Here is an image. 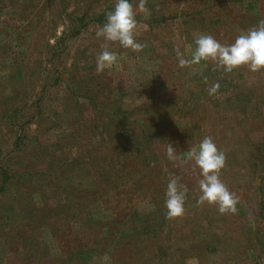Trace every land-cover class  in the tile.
<instances>
[{"label": "rangeland", "instance_id": "1", "mask_svg": "<svg viewBox=\"0 0 264 264\" xmlns=\"http://www.w3.org/2000/svg\"><path fill=\"white\" fill-rule=\"evenodd\" d=\"M115 3L0 0V264H264V72L181 68L175 53L191 58L201 33L233 43L264 19V0H147V46L111 44L117 63L97 75L95 29ZM205 136L226 154L237 214L197 206L199 169L183 155ZM170 175L186 191L175 220Z\"/></svg>", "mask_w": 264, "mask_h": 264}, {"label": "clouds", "instance_id": "2", "mask_svg": "<svg viewBox=\"0 0 264 264\" xmlns=\"http://www.w3.org/2000/svg\"><path fill=\"white\" fill-rule=\"evenodd\" d=\"M147 0H139L138 5H133L130 0H116L114 9L106 13V22L95 29L98 38L103 39L101 51L96 56V74L105 73L117 63V55L110 51L113 43H118L125 49L139 53L147 46L136 39L138 22L136 17L143 13L151 15L146 6ZM194 43L195 50L191 58H186L179 48L175 49L179 67H191L201 62L211 63L213 71L220 70L224 73H232L240 68H247L252 73L264 72V19L236 36L231 44H223L212 34L201 33ZM207 82V77H204ZM219 83L213 84L207 89L210 96L218 93ZM166 156L174 166H178L182 157L169 143L166 144ZM183 159L192 163V172L199 169L198 187L200 195L197 206L207 204L216 206L221 215L237 214L239 196L231 192L220 179L222 170L226 167V154L218 149L211 136H205L197 145L189 148L184 153ZM181 177L170 175L165 192V207L167 219L175 220L186 215L185 185Z\"/></svg>", "mask_w": 264, "mask_h": 264}, {"label": "trees", "instance_id": "3", "mask_svg": "<svg viewBox=\"0 0 264 264\" xmlns=\"http://www.w3.org/2000/svg\"><path fill=\"white\" fill-rule=\"evenodd\" d=\"M108 11H105L104 13H102V16H101V18H105L106 17V13H107ZM11 118V117H10ZM105 130L103 129V132H104ZM145 138H146V135H144L143 137H142V141L143 142H145ZM110 139V138H109ZM105 142L107 141V139L106 140H104ZM104 144V143H103ZM103 144H101V146H100V148H102V146H103ZM135 146V145H134ZM105 147L107 148L108 146L107 145H105ZM90 148H95L93 145H91V147ZM100 148H98V149H100ZM135 148H136V151L137 152H139V147L138 146H135ZM101 150V149H100ZM99 150V151H100ZM136 152V153H137ZM116 155H117V157L119 158V162H121L122 161V158H121V156L123 157L124 155H126V148H125V145L123 144V143H119L118 145H117V151H116ZM105 169V168H104ZM105 171V170H104ZM105 172H108V170H106ZM123 172H124V170H123ZM120 172L118 171L117 172V174H119ZM3 175H6V176H8L7 174H6V172H3ZM8 179L9 178H7V179H5V178H3V180H2V183H7V182H5V181H8ZM4 184H1L2 186L4 185ZM0 191H1V189H0ZM2 216H3V218L4 219H6L7 220V218H9V216H8V212H3V214H2ZM132 220V218H130V221ZM127 221H129V219L128 220H126V221H124V223L125 222H127ZM135 223V225H136V222H132L131 224L133 225ZM136 227V226H135ZM135 227H132V229L133 230H135ZM99 228H100V226H95L93 229L95 230L94 232H96L97 231V234L99 233L98 232V230H99ZM144 231H145V233L147 234V235H149L150 234V231L147 229V228H144ZM97 234H95V235H97ZM100 238V241L103 239L101 236H99Z\"/></svg>", "mask_w": 264, "mask_h": 264}]
</instances>
